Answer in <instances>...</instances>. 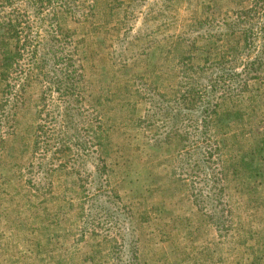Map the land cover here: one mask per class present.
Instances as JSON below:
<instances>
[{"label": "rangeland", "instance_id": "1", "mask_svg": "<svg viewBox=\"0 0 264 264\" xmlns=\"http://www.w3.org/2000/svg\"><path fill=\"white\" fill-rule=\"evenodd\" d=\"M252 2L0 0V264H264V0L228 23ZM255 58L203 116L191 86Z\"/></svg>", "mask_w": 264, "mask_h": 264}, {"label": "trees", "instance_id": "2", "mask_svg": "<svg viewBox=\"0 0 264 264\" xmlns=\"http://www.w3.org/2000/svg\"><path fill=\"white\" fill-rule=\"evenodd\" d=\"M4 1H8V0H4ZM259 1H262V0H253L252 2V5L248 8H245V9H242V10H238L237 12L234 13L235 16H233V19L234 20H231L230 22L228 23H233L232 26L235 27L236 25H238L239 23H243V19L247 18L249 15L252 14V12H254V15L258 9V3ZM6 5H11V4H6ZM256 6V7H255ZM255 7V9L253 10V8ZM6 27H12L13 28V36L12 37H15V38H18L19 37V32L17 30V27L14 25L11 24V20L7 19V23L5 20L1 21L0 20V29H4ZM254 27L250 26V24H246L245 27L242 29V32H240V49L242 48H253L255 43L257 42L258 38L260 39L261 43H262V47L264 46V41H263V38H260L259 37H255L256 35L253 36V32H254ZM262 32H264V28L262 29ZM3 37L5 36V33L3 32V34H1L0 36ZM15 35V36H14ZM239 43V42H238ZM262 50L264 51V49L262 48ZM13 52V53H11ZM2 53L5 55V59L6 61L3 62V70L5 69L4 67H10L12 64H13V61H11V57L12 55H14V51H9L7 50V46L3 45V51ZM241 53V52H240ZM262 54V53H261ZM239 55V54H238ZM262 58H255L249 62H246L243 66V68L241 69V71L237 72V71H234V70H231L229 72H225L223 74H221L220 76H217V77H214L212 79V81L210 82V88L206 89V90H202L200 87L198 86H191L190 89H192L193 93L195 94L196 96V99L195 100V104L196 102H203L205 103L206 107L203 109L202 108V111H201V114L204 116L206 115L207 113V110L208 108H211L212 112H215V106H216V103H212V101L209 99V97H212L215 93V87L217 85V80L223 78V77H226L227 78V83L228 85H234L233 86V89L231 90H226V86H225V82L226 80H223L221 81V88L223 89V91L221 90V94H224L226 93V91H229V92H232L233 94H237V93H240L241 91L245 90L248 86V83L246 84V80H242V75L243 74H246L247 72H250V71H258V66H260L263 62H262ZM62 64V63H61ZM211 66V64H208L207 68H209ZM72 67V64L70 65H67L66 67H62L61 68V74L63 75V79L64 81H60V83H66L65 81H69V82H72V79L74 78V72L75 71H72L71 68ZM225 74V75H224ZM254 77V76H253ZM245 86V89H242L243 87ZM63 87V85H62ZM60 92V90H58ZM72 92H71V89L69 88H65L62 92L59 93V96L60 98L61 97H64L63 101L65 103H67V99H68V96L71 95ZM193 106H191L192 108ZM205 129L207 128L205 125H204ZM180 141L182 143H186L187 142V137H182L180 139ZM204 162L205 164H202L201 166H196L197 168L199 169H209L210 173L212 174V176H214L216 179L214 180L213 185L215 186V188L217 187V198L219 196V193H221V190L218 186V182H219V179L220 178H217L216 177V174L213 173L214 169L213 166H212V162H213V159H212V154L211 152L209 151L208 155L204 158ZM197 168H194V169H197ZM208 172V173H209ZM208 195L205 194L202 190L199 192L198 194V198L199 200L197 201H201V202H204L205 200L202 199V198H205L207 197ZM130 264H136L134 261L131 262Z\"/></svg>", "mask_w": 264, "mask_h": 264}]
</instances>
